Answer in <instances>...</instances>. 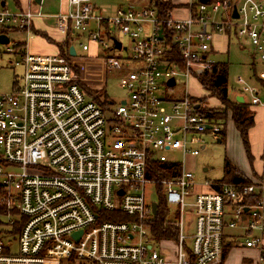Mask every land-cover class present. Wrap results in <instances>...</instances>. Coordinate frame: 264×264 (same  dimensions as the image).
I'll return each mask as SVG.
<instances>
[{"label": "built area", "instance_id": "1", "mask_svg": "<svg viewBox=\"0 0 264 264\" xmlns=\"http://www.w3.org/2000/svg\"><path fill=\"white\" fill-rule=\"evenodd\" d=\"M91 1L67 0L55 28L65 36L85 34L82 51L90 43L101 46L106 70L127 71L119 78L125 97L113 108L83 90L69 52L7 47L24 70L11 92L0 94V264H219L225 229L238 223L246 235L241 245L263 249L264 183L213 181L212 191H193L185 160L204 146L202 134L221 131L186 81L212 73L213 32L240 37L264 65V0H181L185 17L175 14L177 7L152 5L105 17ZM41 16L0 8V35L28 34ZM154 163L168 164V173L156 175ZM147 185L165 202L166 224L176 228L172 257L162 250L167 241L151 232V203L157 209L158 201L146 200ZM186 211L194 219L188 250ZM7 235L17 237L15 252L11 241L3 242ZM257 264H264L263 255Z\"/></svg>", "mask_w": 264, "mask_h": 264}, {"label": "rangeland", "instance_id": "2", "mask_svg": "<svg viewBox=\"0 0 264 264\" xmlns=\"http://www.w3.org/2000/svg\"><path fill=\"white\" fill-rule=\"evenodd\" d=\"M170 2V0H168ZM152 2L150 0H92L91 4L94 5L97 12L105 17L113 16L118 8H131L140 9L145 6H149ZM171 3V2H170ZM6 6L14 11V0H6ZM172 4V3H171ZM43 18H36L33 21V25L36 31H31L30 33L22 31H9L8 32V43H3L0 41V94L10 93L14 81L20 82V77L22 76L24 66L23 64H16L20 61L17 54H10L7 51V47L12 46L14 43H25L26 51L29 52H39L40 51H54L51 46L43 45V38L41 31L47 33L49 41L54 42L51 27H53L54 20L47 18L48 12L42 11ZM182 15V13H179ZM221 13L218 12L215 15V19H219ZM215 33V32H214ZM216 34V33H215ZM218 34V33H217ZM216 34V35H217ZM119 40L122 41L123 45L129 46L128 38L123 35H118ZM45 39V38H44ZM243 41L240 37H234L233 35L227 34V39L223 35L216 36L213 40V51L209 54V58L217 62H225L227 64V89L229 99H233L235 93H240L244 91L243 95L245 99L249 102L251 98L247 93L249 86L257 87L261 89L259 80L264 81V66L258 62V56L255 53L253 47L240 46V42ZM87 42V36L73 34L69 44L74 47L76 54L69 60L72 64L73 70L78 73L82 78L81 86L83 90L90 95L98 103L102 104L105 101H110L111 108H113L121 99L125 97V91L119 86V78L124 75L127 71L110 69L106 70L105 61L103 58V53H101V46H99V51L97 45L94 43L89 44L88 51H82L80 43ZM58 44V43H56ZM55 52H52V54ZM129 51H123V55H126ZM67 57V56H65ZM256 61V62H255ZM254 63L256 68V73L258 76L254 75V69L252 64ZM182 79L177 82L175 87L176 93L180 91V85H182ZM187 91L199 98L200 101L207 108H218L221 102L203 88L195 79H189L186 81ZM246 91V92H245ZM106 98V99H104ZM259 99L264 102V91L259 94ZM105 100V101H104ZM257 107H261V104H255ZM249 106V105H248ZM223 107V106H222ZM221 107V109H223ZM220 109V110H221ZM226 113H221L216 118H222L226 123L227 135L214 134L210 130L206 131L205 134L201 135L203 139V148L199 147V152L192 158H187L185 160L186 167L192 170L194 188L193 191H203L204 183L216 180H221L223 178L224 161L228 157L229 153L235 151L237 145H241L242 140L233 128H230L229 119L231 118V111L226 110ZM223 114V115H222ZM222 115V117H221ZM221 119V120H222ZM220 120V119H219ZM217 121L221 128H224V122ZM221 136L223 140L217 141ZM199 146V145H198ZM169 157H176L174 153H167ZM205 169V170H204ZM154 189L151 185L145 187L146 200L148 202L158 201V196L153 192ZM185 212L184 217V234H185V248L188 250L191 244V235L193 233L194 219L191 214ZM175 216L170 215V219L174 220ZM177 219V215H176ZM0 226V229H3ZM227 235H234L235 240L232 243V248L227 254L224 261L220 264H245L242 263V258L245 256L255 255V250L252 248H247L241 246L240 243L243 242V232L239 228L225 229ZM16 238V239H15ZM11 241L10 249L15 252L17 250V237L16 235H7V238H3V242L6 243ZM171 241V240H170ZM174 243V240H172ZM165 249L172 256L173 249L171 245L167 246ZM90 264L88 261L76 260L73 264ZM256 263V262H255ZM252 264V263H249Z\"/></svg>", "mask_w": 264, "mask_h": 264}, {"label": "crops", "instance_id": "3", "mask_svg": "<svg viewBox=\"0 0 264 264\" xmlns=\"http://www.w3.org/2000/svg\"><path fill=\"white\" fill-rule=\"evenodd\" d=\"M170 2L173 4V7L181 6V3H182L181 0H170ZM6 5H7L6 0H0V8L5 7L7 9H9ZM25 9L40 11L42 14H43L42 11L48 12L47 14H49V15L47 18L54 20V23H53L54 25H53V27H51V31H52L51 36L55 37L53 39L54 42L60 43L65 39L66 36L63 35L62 33L58 32L57 29L55 28L56 27L55 26L56 19L54 18V16L58 13L66 12L68 10L67 0H40L39 3H36L34 0H14V11L15 12L20 11V10H25ZM118 9H122V8H118ZM95 13L101 14V12H97L96 10H95ZM179 13H182V15H179ZM175 14L177 16H180V17H185L187 13H186L184 7H177V8H175ZM43 16H44V14H43ZM43 16L35 17L33 19V21L36 18H43ZM232 17H233V15H232ZM33 30L36 31L34 28L33 22H32V31ZM40 33L42 34L41 38H43V40H42L43 45L51 46L52 49L54 50L52 52L58 53L59 48L57 47V44L50 42L48 40L50 36H48L47 33H45V32L43 33L42 31ZM215 33L216 34L218 33V34L216 35ZM215 33L213 32V39L211 41V50H210L209 54L213 51L214 37H216V36H222L223 37V35H224L227 39V34H228V36L233 35L234 37H237L235 34H232V32H229L226 30L221 31V32H215ZM115 44H116V42H115ZM239 44L243 48L249 45L246 41H241ZM249 46H251V45H249ZM38 51H39L38 53L52 54L51 51H45V50H43V51L38 50ZM35 53H37V52H35ZM55 53H53V54H55ZM214 62L217 63V61H214ZM252 67L254 69V75L257 77L258 73H256V68H255L254 63L252 64ZM263 72H264V69H263ZM193 79H195L200 84V82L198 81V77H197V79L196 78H193ZM259 83L261 85V89H258L257 87H254V86L248 87L247 93L251 97L249 99V102L245 99V96L243 95L244 91H240V93H235V95L233 97V99H235V101H236V97H241L243 99L242 103L247 104V111L249 112V115H252V117H253V125L250 126L247 130V138H248V145H249L248 152L244 149V146L241 143V145H237L235 151H233L232 153H229L228 157L226 158L230 162V164L236 169V171L239 174L243 175L245 178H247L249 181H251V183H261V182L264 183V106L262 105L261 107H257V105H255V102L261 101V99H259V94H261L264 91V81L260 79ZM194 98H195V96H194ZM236 102H238V101H236ZM238 103H240V102H238ZM221 122H224V128L220 127V129H221L220 133H222V131H224V137L226 138V135H227L226 123L227 122H225V120H221ZM229 123H230V128H233L235 131H237L231 118L229 119ZM237 134L239 135L238 131H237ZM203 147L204 146H201V148H203ZM216 181L218 182L219 180H216ZM210 184H211L210 182L204 183L203 191H201V192L212 191L213 187ZM262 199H263V204H264V191L262 193ZM242 225H243V223H238L235 227L226 228V229H233V228L241 229L243 232V240H244V237H246V235L244 233ZM235 237L236 236H234V235H227L226 234L225 240H226L227 246H229V249H227L226 257H227L228 252L232 248V243L234 242ZM173 239H176V237ZM165 240L167 242L165 243L164 248L168 249L167 246L171 245L172 246L171 249H173V253H172V256H173V254L175 252L174 243L172 241H170L169 239H165ZM241 243H243V242H241ZM241 243H240V245H241ZM247 248H249V247H247ZM165 249H162L163 252H165L169 257H172L169 254V252H167ZM252 249H254V248H252ZM254 250H255L254 257L253 256H245L242 258V263L257 264L259 255L264 256V246H263V249H254ZM224 260L225 259H223V250H222V256H221L220 263H221V261H224Z\"/></svg>", "mask_w": 264, "mask_h": 264}, {"label": "trees", "instance_id": "4", "mask_svg": "<svg viewBox=\"0 0 264 264\" xmlns=\"http://www.w3.org/2000/svg\"><path fill=\"white\" fill-rule=\"evenodd\" d=\"M150 1L152 3L149 5L157 7L159 11H165L173 7V4H171L168 0H150ZM70 36L71 34L68 33L65 39L57 44V47L59 48V53L67 57L70 46L69 41L71 40ZM19 47L22 46L19 45ZM198 81L200 82V85L211 94V96L215 97L221 102L220 104L221 106L218 108L204 107V109H202L204 114L208 117L216 118L217 115L219 116L221 113H226L225 112L226 110H230L233 124L236 130L239 132L244 149L248 152L249 145L247 138V130L250 126L253 125V117L252 115H249V112L247 111L246 103H238L235 101V99H229L228 89H227V64L225 62L215 63L212 66V73L211 74L204 73L203 75H200L198 77ZM221 107L223 109H221ZM216 119H222V118H216ZM221 134L224 135V131H222ZM219 140L222 141L223 137L221 136ZM152 167L156 170V175L165 176L166 175L165 172L167 171L168 173V170L166 169L169 168V165L154 163ZM149 176H153V174L150 173ZM219 181H226V182L230 181L241 184L251 183V181H249L243 175L239 174L227 159H225L224 161L223 178ZM167 213L168 210L166 208L165 202L163 201V199L159 198L155 216L153 217V222L151 225V232L154 235V237L157 239H173L177 235L176 228L174 226L166 224ZM108 215H113V214L110 213ZM108 217H112V216H108ZM227 249H229V246L225 244L223 248V259L226 258ZM62 264H72V260H66L62 262ZM189 264H194V263L190 261Z\"/></svg>", "mask_w": 264, "mask_h": 264}, {"label": "water", "instance_id": "5", "mask_svg": "<svg viewBox=\"0 0 264 264\" xmlns=\"http://www.w3.org/2000/svg\"><path fill=\"white\" fill-rule=\"evenodd\" d=\"M34 1H35L36 3H39V2H40V0H34ZM202 1H206V0H202ZM233 17H235V18L237 17V14H236V10H235V9L233 10ZM0 41L3 42V43H6V42H8V38H7L6 36H4V35H0ZM115 46H116L117 48H119V47H120V43H119V42H116ZM69 54H70L71 56H74V55L76 54V52H75V50H74V47H73L72 45L69 46ZM169 84L172 85V84H173V81L170 80V81H169ZM236 101L242 103V102H243V99H242L241 97H236ZM217 141H219V139H217ZM204 170H205V169H204ZM151 206H152V213H155V210H156V203H155V202H152V203H151ZM79 234H80V232H78V233L75 234L76 238L79 236Z\"/></svg>", "mask_w": 264, "mask_h": 264}]
</instances>
